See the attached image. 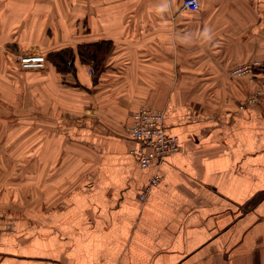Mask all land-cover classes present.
Returning a JSON list of instances; mask_svg holds the SVG:
<instances>
[{"label":"crops","instance_id":"obj_1","mask_svg":"<svg viewBox=\"0 0 264 264\" xmlns=\"http://www.w3.org/2000/svg\"><path fill=\"white\" fill-rule=\"evenodd\" d=\"M198 1L0 0V58L14 75L36 70L29 116L42 108L55 166L45 205L0 201V264H264V99L241 107L258 83L231 73L264 57V0ZM101 39L112 46L97 77L78 58L67 73L46 58ZM22 54L42 55L43 68L23 67ZM141 106L163 110L179 138L158 167L131 152ZM16 129L0 128V147ZM28 133L37 181L38 127Z\"/></svg>","mask_w":264,"mask_h":264},{"label":"rangeland","instance_id":"obj_2","mask_svg":"<svg viewBox=\"0 0 264 264\" xmlns=\"http://www.w3.org/2000/svg\"><path fill=\"white\" fill-rule=\"evenodd\" d=\"M15 60L18 62V59ZM0 61H5L6 64L4 65H7V70H4L7 84L4 83L1 88L2 92H4L5 101L2 102L4 106L0 109V128H19L10 137L14 142L13 145H9L10 147H6V149L2 148V146L0 147V158L5 157L4 163L0 162V201H5L4 203L7 207L11 208L18 206L29 207L31 197L35 194L36 196L38 195L37 200L40 207V205H45L42 200L44 199L46 187L50 185L46 173L51 172L55 166L47 165L44 160L47 157L45 139L49 131L45 129L46 119L42 108H38L36 120L35 117L29 116L31 101L28 77H30L32 72L35 73L36 70L16 69L14 75V69L9 67L11 64L9 58L2 56ZM11 80L13 81L12 83ZM35 126L39 130L37 181L31 180L29 174L31 173L29 158L33 153L35 155L36 150L31 149L28 144L25 145L29 143V128H35ZM65 151L66 153H61L62 157L71 158L74 156L73 150ZM59 153L50 150L49 156L58 157Z\"/></svg>","mask_w":264,"mask_h":264},{"label":"built area","instance_id":"obj_3","mask_svg":"<svg viewBox=\"0 0 264 264\" xmlns=\"http://www.w3.org/2000/svg\"><path fill=\"white\" fill-rule=\"evenodd\" d=\"M183 6L196 10L199 7L198 0H184ZM20 57L23 67L43 68L44 57L39 54H22ZM234 76L248 77L257 81L255 92L244 100L241 107L264 99V57L261 60L245 62L232 69ZM163 110L149 106H141L132 114V119L127 126L129 138L133 141L131 149L142 168L150 166L158 167L164 159L179 150L178 136L169 134L164 126ZM160 174L155 171L151 179L140 192L139 198L144 201L151 189L159 182Z\"/></svg>","mask_w":264,"mask_h":264},{"label":"trees","instance_id":"obj_4","mask_svg":"<svg viewBox=\"0 0 264 264\" xmlns=\"http://www.w3.org/2000/svg\"><path fill=\"white\" fill-rule=\"evenodd\" d=\"M112 46L111 40L101 39L93 42H82L77 50L67 47L59 51H49L47 60L61 73L74 71V61L92 64L93 75L97 77L104 69V59Z\"/></svg>","mask_w":264,"mask_h":264}]
</instances>
